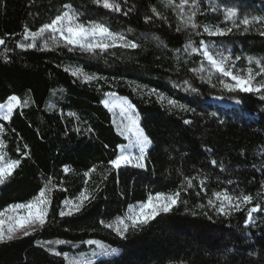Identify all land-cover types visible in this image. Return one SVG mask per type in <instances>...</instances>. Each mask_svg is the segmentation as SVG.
<instances>
[{
	"label": "trees",
	"instance_id": "trees-1",
	"mask_svg": "<svg viewBox=\"0 0 264 264\" xmlns=\"http://www.w3.org/2000/svg\"><path fill=\"white\" fill-rule=\"evenodd\" d=\"M117 2L120 12L93 0H0V38L5 40L0 45V103L13 94L30 100L10 120H0L6 129L0 136L4 151L10 159H21L14 174L0 184V211L27 202L45 185L51 201L43 228L0 244V264H65L63 253L70 255L90 239L119 250L108 256L88 255L92 264H264V211L253 213L245 224L248 208L257 203L264 207V91H228L220 80H230L199 53L184 49L189 38L197 47L203 39L233 59L239 55L235 68L259 71L246 58L264 61L260 25L226 36H209L203 25L230 26L223 17L226 7H236L238 18L264 15V0H199L196 19L201 26L182 31H177L179 10L174 5L162 0ZM65 5L79 14L80 22L104 23L139 47L91 54L78 48L70 52L62 42L57 46L49 39L42 50L48 34L35 41V48L16 47L23 26L35 31L66 11ZM212 6L218 11H211ZM153 8L159 15L152 14ZM146 16L151 20L146 22ZM77 68L102 79L86 83L72 75ZM185 82L195 91L185 90ZM108 92L128 99L151 140L144 168L117 171L108 163L125 142L101 102ZM169 99L177 106L169 105ZM24 152L28 155L22 157ZM92 168L85 183L84 173ZM185 177L195 180L182 193L181 203L149 224L130 228L121 238L100 223L124 216L130 204L146 200L149 193L176 191ZM84 189L93 197L90 202L78 213L60 217L62 202L75 200ZM217 191L251 195L253 201L221 215L208 205ZM56 240L68 243L38 246ZM48 248L62 255H52Z\"/></svg>",
	"mask_w": 264,
	"mask_h": 264
},
{
	"label": "snow or ice",
	"instance_id": "snow-or-ice-1",
	"mask_svg": "<svg viewBox=\"0 0 264 264\" xmlns=\"http://www.w3.org/2000/svg\"><path fill=\"white\" fill-rule=\"evenodd\" d=\"M163 3L168 5H174L179 10V24L177 31L187 30L191 28L193 30L198 29L201 25L197 22V14L200 10L199 0H179V4H174V0H162ZM94 4L102 5L103 8L114 12L121 11V4L117 0H93ZM188 7V12H185V7ZM67 10L54 16L50 22L42 24L35 31L30 30L27 26H23L22 40L16 43V47L21 50H27L37 47L35 41L38 38H44L45 34H48L45 39V43L42 46V50L48 48V40L50 39L53 45L59 46L62 42L63 46H68V51L79 49L82 52L95 54L97 51L104 53L110 48H130L136 49L139 45L126 38L123 33L114 32L109 29L104 23L96 21H88L87 23L80 22L79 14L71 8L70 5L64 6ZM152 14L154 16L159 15L157 10L153 8ZM211 11H218L216 6L211 7ZM224 21L230 22V26H219L216 24L203 25V32L209 36H226L233 30H240L243 32L250 31L254 26L260 25L262 30L261 35H264V15H250L245 14L242 18H238V10L236 7H226L223 10ZM152 17L146 16L145 21L151 20ZM200 35L199 32L196 33ZM9 35V34H5ZM12 35H16L13 33ZM5 40L0 38V45H4ZM198 47L193 46L191 39L184 45L185 51L191 50V53H199L205 61L219 73L222 77L227 78L231 82H225L224 79L220 80V84L223 88L230 92L239 91L244 93H259L264 91V61L254 59L253 57H247L248 64H256L259 71L254 72L251 67L246 69V75H241L235 71V61L241 60L239 55L234 59L231 55H225L223 51H214L213 46L206 43L203 39L198 42ZM5 51H11L5 49ZM0 55H3L0 53ZM7 62V57H5ZM68 71V69H65ZM73 76L77 78H83L84 82H91L96 79H102L95 74H86L82 69H75L72 72ZM256 77H261L255 84L253 81ZM203 79V77H202ZM210 79V78H209ZM186 83L185 90L191 89L190 84ZM139 87V86H138ZM146 87V86H145ZM152 93L156 92V89H150ZM106 99L101 102L110 111L114 108H119L122 115L127 116L128 123L123 125L121 135L131 134L129 139L132 143L128 146H122L119 153L115 155L108 163L111 169L119 170L122 167L134 166L137 168H144L145 152L151 140L144 133V130L139 127V117L135 116L134 108L131 103L125 97H117L116 93H105ZM163 99V97H161ZM30 100L25 98L23 101L15 94L10 95L7 98V103H0V120L8 121L11 119L13 112L20 108H25L29 105ZM168 104L175 107L177 101L169 99ZM180 107H183L182 105ZM70 116H76V113H69ZM185 124H190L191 121L185 120ZM79 131V129H77ZM91 131V129H88ZM6 132L5 126L0 124V136H3ZM134 137V139H133ZM6 147L5 140L0 139V184L10 178L15 170L20 166L21 159H10L7 153L4 151ZM27 148V145L24 146ZM129 147L138 149L139 155L128 151ZM17 152L20 149L17 148ZM28 153H22V157L27 156ZM211 164L215 166L216 160H212ZM223 168V164L220 165ZM64 172H69L67 166L64 167ZM95 171V168L89 169L84 173L86 177L85 183L90 172ZM106 178V177H105ZM194 177H185L181 185L176 191L171 193L156 192L149 193L146 200L138 202L137 205H129L128 211L124 216H117L112 223H108L101 220L100 223L111 229L116 235L123 238L130 228L139 229L144 225L149 224L161 214H167L172 209L181 203V195L187 192L194 185ZM51 183V178H49ZM203 183V181H201ZM203 190V189H201ZM48 187L41 188L39 193L27 202L14 203L8 205L3 211H0V244L11 242L14 239L23 238L32 235L36 230V226L39 225L43 228L46 224V218L49 211V205L51 203L50 198L47 196ZM212 199L208 200V205L221 215H228L230 211H239L243 205L249 204L253 201L251 195H230L227 191L214 192ZM93 197L88 193L87 189L82 190L79 196L75 200L65 199L63 207L59 211L60 217L72 216L82 210L87 202ZM264 211L259 203L255 206L247 209V219L245 224L250 223L253 220V213ZM7 214V215H6ZM66 244L67 241H42L38 242V246ZM87 245H95L100 252L99 255H113L118 253L117 248L109 247L99 240H87L84 241ZM52 255L61 256L60 251L55 249H47ZM97 255V253H93ZM63 258L68 264H92L90 259H72L67 253H63Z\"/></svg>",
	"mask_w": 264,
	"mask_h": 264
},
{
	"label": "rangeland",
	"instance_id": "rangeland-1",
	"mask_svg": "<svg viewBox=\"0 0 264 264\" xmlns=\"http://www.w3.org/2000/svg\"><path fill=\"white\" fill-rule=\"evenodd\" d=\"M212 46H213V50H214V51H223V50H222L220 47H218V46H214V45H212ZM225 55H226V54H225ZM206 62H207V61H206ZM210 67H211V66H210ZM235 71L238 72V73H240L241 75H246V74H247V73H246V70H244V68H243V69H241V68H235ZM260 79H261V77H256V80L253 81V83L255 84V83H256L257 81H259ZM108 93H112V92H108ZM116 95H117V97H122V96H119L118 94H116ZM104 99H106V96H104ZM104 99H103V100H104ZM212 102L217 103V104H219V105H223V106H230V104H224L223 102L218 101V100H214V101H212ZM4 103H7V100H6ZM103 105H104V104H103ZM107 109H108V108H107ZM110 112H111V114H112V116H113V118H114V121H115V124H116L117 131H118V133L120 134L121 131H122L123 125H125V124L128 123L127 116L122 115L121 112H120V109H119V108H114V109H112ZM134 112H135V111H134ZM135 116H137L136 113H135ZM120 135H121V134H120ZM130 135H131V134L121 135V136L125 139V142H124L122 145L119 146L117 154L119 153V151H120V149H121L122 146H128V145H130V144L132 143V141L129 139V136H130ZM133 139H134V137H133ZM149 146H150V145H149ZM148 148H149V147H148ZM148 148H147V149H148ZM128 151L134 153L135 155H139L138 149H136V148H134V147H129V148H128ZM146 151H147V150H146ZM6 215H7V214H6ZM37 227H39V225H37L36 228H37ZM94 252H95V253H99L100 250H99L95 245H87V244H85L84 246H82V248L76 250L75 252L71 253V254L68 255V256H69L70 258H72V259H81V258H83V259L87 260V256H88V255L93 256V253H94ZM91 261H92V260H91ZM65 264H68V262L65 261Z\"/></svg>",
	"mask_w": 264,
	"mask_h": 264
}]
</instances>
